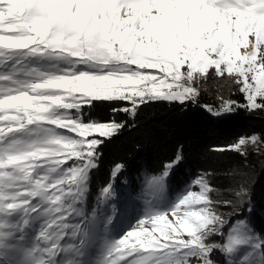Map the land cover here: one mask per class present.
<instances>
[{
	"label": "snow or ice",
	"instance_id": "6c2138e0",
	"mask_svg": "<svg viewBox=\"0 0 264 264\" xmlns=\"http://www.w3.org/2000/svg\"><path fill=\"white\" fill-rule=\"evenodd\" d=\"M34 58L57 64L21 74L20 65ZM210 69L233 78L243 97L222 99L218 109L204 105L213 117L264 108V0H0V264H16L10 250L34 217L41 227L23 264H60L63 254L78 256L91 235L126 223L101 264H218L217 253L234 264L245 246L251 251L235 264L264 260L251 198L234 221L225 219L206 174L190 179L164 211L152 204L140 213L129 189L113 201L114 220L107 209L91 218L83 211L100 146L124 127L117 114L195 102L196 84ZM98 102L109 105L108 118L86 119ZM259 142L241 136L213 150L245 156V146ZM182 162L178 148L160 175L145 174L153 195L163 196ZM123 168L114 165L112 176Z\"/></svg>",
	"mask_w": 264,
	"mask_h": 264
},
{
	"label": "trees",
	"instance_id": "16d2710c",
	"mask_svg": "<svg viewBox=\"0 0 264 264\" xmlns=\"http://www.w3.org/2000/svg\"><path fill=\"white\" fill-rule=\"evenodd\" d=\"M56 64V61L51 60L28 59L20 65L19 71L23 74L36 67L39 71L51 72ZM59 66L66 67L63 63ZM197 86L199 95L195 102L188 100L181 105L160 101L140 105L135 116L117 114V119L124 122V127L100 146L102 155L99 167L90 172L89 193L83 206L89 218L93 213L99 217L107 209L114 220L113 201L119 199L121 189L132 192L138 201L140 213L152 204L159 211L166 210L190 179L206 174L215 195L219 189L222 193L219 199L210 195L211 199L220 201V208L229 214L230 219L234 220L243 204L251 198L253 227L264 237V108L237 109L227 119L215 118L203 106L218 109L222 99L243 102L239 86L227 74L216 77L213 69L207 74V79L200 80ZM87 111L86 119H107L109 105L98 102ZM253 135L260 137L259 147L245 150V156L235 151L213 150L226 147L241 136ZM178 148L182 149V165L170 177L171 184L166 185L163 196L153 195L149 188L150 180L145 174L160 175L163 164L174 156ZM116 164H123L124 168L113 177V166ZM241 187L247 193L242 199L237 196ZM105 188L107 192L103 191ZM194 188L196 186L193 185V191ZM224 201L230 203L225 206ZM40 225L41 218H32L23 240L16 241L15 247L10 250L14 253L12 259L16 264H21L20 245L25 243L30 248ZM121 234L120 228L109 226L108 230L91 235L78 256L68 252L58 260L60 264H64L67 259H76L78 264H98L102 261L108 242ZM212 242L220 243L221 240L215 236ZM248 251H251L250 246L242 247L236 254L234 264L242 260ZM261 251L264 252V249ZM96 254L100 257L96 258ZM217 260L218 264H226L225 257L220 253H217ZM251 264L261 263L254 258Z\"/></svg>",
	"mask_w": 264,
	"mask_h": 264
},
{
	"label": "rangeland",
	"instance_id": "374dc122",
	"mask_svg": "<svg viewBox=\"0 0 264 264\" xmlns=\"http://www.w3.org/2000/svg\"><path fill=\"white\" fill-rule=\"evenodd\" d=\"M239 51H240V53L241 54H243L244 53V51H245V49L244 48H241V49H239ZM210 70H212V69H210ZM209 70V71H210ZM230 79V78H229ZM196 87L197 88H199L198 86H197V84H196ZM221 103V102H220ZM257 147H259V144L257 143V144H249V145H246L245 146V148H244V150H247V149H252V148H257ZM195 190L194 191H198L199 189H198V187H196V188H194ZM215 190H213V192L210 194V195H215V192H214ZM218 191V190H217ZM217 197H218V199H219V197H222V193H220V189H219V192L215 195V198L217 199ZM138 201H136V203H137ZM215 202H216V205H215V211L217 212V214H219V215H221L222 217H224L225 219H230L229 218V214L228 213H225L223 210H222V208H220V205H219V203H220V201H217V200H215ZM225 202V201H224ZM225 204V203H224ZM227 204H225V206H226ZM164 211V210H163ZM168 219H172V217L171 216H169L168 217ZM234 221V220H233ZM132 223H135V221H132ZM231 226V222H230V224L228 225V226H226V228L224 229V231H226L227 232V230H228V227H230ZM40 227H41V225L38 227V229H37V232L39 231V229H40ZM128 227H129V224H124V225H122V226H119L118 228H120L121 230H122V234L120 235V236H122L123 234H124V232L128 229ZM37 232H36V234H37ZM35 234V235H36ZM119 236V237H120ZM119 237H117V238H119ZM217 237H219V236H217ZM116 238V239H117ZM215 239V237H210V240L211 241H213ZM225 240H226V238H225ZM21 247V250H20V263L21 264H23V252H24V250H26V249H28L27 248V246L25 245V243H22L21 245H20ZM248 253H249V251H248ZM248 253H246V255L248 254ZM95 257L96 258H99L100 257V255L99 254H96L95 255ZM257 261L258 262H260L261 264H264V260H259V259H257ZM102 262V261H101ZM101 262H99L98 264H101Z\"/></svg>",
	"mask_w": 264,
	"mask_h": 264
}]
</instances>
